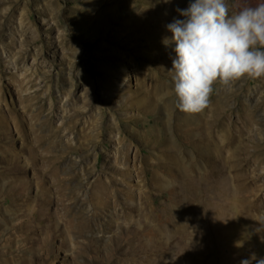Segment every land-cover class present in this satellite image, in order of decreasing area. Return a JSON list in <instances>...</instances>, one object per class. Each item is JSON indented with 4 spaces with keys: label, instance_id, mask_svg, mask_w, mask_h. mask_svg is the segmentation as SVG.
Returning a JSON list of instances; mask_svg holds the SVG:
<instances>
[{
    "label": "rangeland",
    "instance_id": "1",
    "mask_svg": "<svg viewBox=\"0 0 264 264\" xmlns=\"http://www.w3.org/2000/svg\"><path fill=\"white\" fill-rule=\"evenodd\" d=\"M95 1L0 0V57L5 59L9 71L0 79V108L6 120L0 128V149L11 145L24 166L18 176L17 169L12 168L14 159L0 150V264H168L176 257L182 264H240L243 259L256 264L264 258V231H256V243L246 237L240 245L219 232L222 221L217 213L220 205L229 201L227 196L216 198L215 207L207 200H199L200 188L195 185H186L179 202L170 192L174 183L179 185L174 180L176 174L185 181L198 180L211 167L199 152L178 145L188 146L183 133L177 130L173 144L181 150L176 153L144 139L143 134L151 137L158 121L146 123L141 104L129 103L134 99L154 100V93L138 91L135 68L147 64L168 81L171 89L168 98L175 105L172 110L177 111L180 108L172 77L162 74L156 62L159 60L154 52L156 40L132 28L133 14L126 4L121 5L124 14L109 18L106 27L90 25L88 19L95 17V9L88 6ZM112 1L116 0L102 2L107 6ZM129 1L137 4V11L140 5L152 0ZM189 2L179 0L167 8L173 13L169 21L174 17L184 19L176 9L179 3L187 8ZM237 2L228 0L230 8ZM250 2L255 4L257 0ZM81 4L86 7H80ZM28 51L31 57L19 62L20 55ZM120 68L123 73H118ZM224 88L232 91L229 102L242 99L247 103L249 128L243 141L248 146L237 147L235 151L228 146L223 156L230 157L233 151L237 161H242L241 165L231 159L228 162L232 166L230 174L235 176L228 183L237 189L235 201L243 206L246 226L257 230L258 220L264 219V76H244L227 86L217 82L213 91ZM135 91L137 94L131 96ZM29 96L31 110L24 112ZM127 98L129 101L122 105ZM10 109L17 119L26 121L23 128L27 135L32 136V124L36 138L43 139L35 149L38 158L29 154L25 145L32 137L20 134ZM242 112L240 105L233 118L238 119ZM177 121L173 114L170 126ZM115 124L117 128L113 127ZM147 127L151 130L145 133ZM173 131L168 126L161 127L160 139ZM118 135L132 145L129 160L133 162L137 153L136 166L144 169L135 170L129 179L123 175L126 163L124 154L118 151ZM51 139L57 145L49 153H68L61 165L75 161L74 169L82 180L80 184L72 181L66 193L50 189L52 198L48 195L50 201L41 204L38 180L25 190L27 194L21 193L27 180L40 176V168L48 164L39 158L47 151ZM68 144L81 148L68 149ZM86 152L89 161L83 156ZM32 161L33 165L27 164ZM164 163L175 170L170 172L161 167ZM113 164L120 168L112 167ZM216 164L223 161L217 160ZM213 168L218 169L216 165ZM96 174L99 181H95ZM238 174L242 177H237ZM221 181L224 182L223 178ZM41 182L51 187L48 181ZM148 195L151 197L147 198ZM66 203L71 207L69 210ZM41 206L56 224L41 220L37 213ZM214 209L217 216L212 214L215 211L211 212ZM159 213L164 214V222ZM179 214L183 222L180 228ZM204 215L212 217L213 225L206 226L201 233L198 222ZM152 222L159 226L155 231L148 229ZM137 228L141 230L136 231Z\"/></svg>",
    "mask_w": 264,
    "mask_h": 264
},
{
    "label": "bare ground",
    "instance_id": "2",
    "mask_svg": "<svg viewBox=\"0 0 264 264\" xmlns=\"http://www.w3.org/2000/svg\"><path fill=\"white\" fill-rule=\"evenodd\" d=\"M102 1L103 0H97L92 5L88 6L93 7L95 9V17L90 20L88 19L89 24L99 25L103 28L106 27L109 18L119 17L124 14L125 11L121 8V5L126 4L129 11L133 14V17L130 18L132 28L143 31L144 33H148L150 36H152L153 39L156 40L157 50L154 52L156 53L155 55L159 57V60L156 62L159 63L160 71L162 74L172 77V73L170 72V70L173 67L172 61L176 56L174 52L175 45L174 43L165 45L163 43V40L165 37L172 36V33L167 29V24L171 23L169 21V18L172 17L173 13L166 11V9L172 7L174 4H177V1L179 0H170V2L168 3H165L164 0L146 1V4L144 6L140 5L137 11V4H134L129 0L112 1L110 4H107V6H105ZM79 6L83 8L86 7L84 4H81ZM178 7L181 9L185 8L180 3L178 4ZM176 18L182 19L181 17ZM149 22H152V25L148 24ZM32 55L34 56V58L36 57V53L33 52ZM30 57V51L25 54L23 52L19 57V62L24 60L26 61ZM4 67L5 59L0 57V79H2V77L7 72H9L7 68ZM118 73H123V69L120 68V71ZM135 74L137 75L139 84V87H137L138 91H150L151 93H154V100L145 101L143 99H134L131 100V102L129 103L133 104L134 102H138L139 105L141 104V106L143 107L142 118L145 119L146 123L151 124V120L153 119L158 121V126L153 131L151 137L148 138L147 134L142 133L144 139L150 144H156V146L161 144L160 148L173 153H176L180 149V147H183L184 149L188 150L192 149L194 151H197L199 152L201 157H204L207 164L211 167L210 169H207L205 173H202L198 180L185 181L184 179H180L179 174L175 173L176 176L174 180L178 182L179 185L177 183H174V185L170 187V192L172 193V195H175V197L177 198V202L180 201L181 197L184 195V192H186V185H195V187L200 188V191L198 193L199 200L201 202L207 200L206 203L208 202L209 205H218V201L215 199L220 196H227L229 198V201L225 204L220 205L221 208L218 213L217 209L211 211H215L212 214L215 215L217 213V215L220 216V219L222 221V228H220L219 230L220 234L224 237L228 235L230 237V241H236L239 245L241 244V240L246 237L251 238L252 240H254V243H256L258 241V238L256 237L257 230L255 229V227L249 228L246 226L245 216L242 212L243 206L241 204H237L235 201V193L237 189L234 185L232 188V186L228 183L230 179H232L233 181L235 179V176L230 174L232 166H230L228 162L231 159L241 165L242 161H237L234 155L235 152L233 151H231L230 157L228 155L223 156V150L228 146H230L234 151L237 147L244 146L247 148L248 146V144L244 143L243 141L246 129L249 128V121L246 117V101L240 99L238 102H229L232 99V91L224 88L223 91L219 90L216 93L213 91L209 97V102L207 106L199 112H186L181 109L174 111L172 110V107H175V105L172 106L170 104V98H168V95L171 93V89L168 81L165 78L161 77L157 71H155L151 66L147 64H139L135 68ZM212 87L214 88V84ZM136 94L137 92L135 91L131 94V96ZM234 96L237 97L236 94ZM29 97L30 99H25L26 104L23 106L24 112L31 110L32 98L31 96ZM127 101H129V98L123 100L121 104L123 105ZM240 105H242L243 107V112L239 113L238 119H234L233 116L236 115V111L240 107ZM9 111L11 117L15 121V125L18 128L20 134L26 138L32 137L29 143L25 145V147L29 150V154H31L33 158H38L35 155V149L43 143V139L36 138L35 127H33L32 124V136L27 135L24 132L23 128L24 123H26V121H24V119L22 118L17 119L12 110L10 109ZM160 111H163L164 115H160ZM33 114L32 117L36 118V115ZM152 114L154 115V118L149 117ZM173 114L178 117V121L175 123L174 126H170V120ZM5 123V116L2 112V109L0 108V128H3L5 126ZM165 126H168L169 129L174 131L166 133L163 139H160L159 129ZM113 127L117 128L118 126L115 124ZM52 129L50 128V130ZM148 130H151V127H147L145 129V133H147ZM176 130L180 133H183V136L185 137V143L188 146H185L182 143L178 144L180 147H177L173 144L175 137L177 136ZM116 139L119 140L118 151L124 154V163H126V166L123 167V175L124 178L129 179L131 178V174L135 170L141 172L144 169L138 168L136 166V160L139 159V155L137 153L135 154L136 158L133 162L129 160L130 149L132 147L131 143L121 135H118ZM47 144V151L43 153L41 158L39 159L42 160L43 158L45 161L48 162V164L45 165L44 169L40 168L42 172L40 176L37 175L35 178L27 180L26 184L23 185V191L21 193L27 194L25 190L29 186H31L35 180H38V196L40 197L41 204H43L46 200L49 202V198H52V196L50 195V189H56L59 192L66 193V190L71 188L72 181H75L76 183L80 184V181L82 180V175L79 174L78 170L74 169V164L76 163L75 161H70L64 165H61L64 159L68 158V153L62 155H60L59 153H49L52 147H56V140L51 139L47 142ZM70 144H68V149L79 150L81 148L80 146ZM0 150H2V152L4 151L7 157L14 159V165L12 168L17 169L16 171L19 176V173H21V169H23L24 166L19 163L17 159L19 158V156H17L18 152L15 151L11 145H8ZM88 154L89 153L86 152L83 156L89 161ZM145 157L147 158V156ZM217 160L223 161V164L217 165ZM184 163L186 164L187 161L185 160ZM27 164L33 165L34 163L32 161L31 163L28 162ZM215 165L218 167V169L213 168ZM76 166L77 163L75 164V167ZM111 166L115 168H120V166L116 164H113ZM161 167L168 169L170 172H173L175 170L174 167L165 163ZM89 168L90 167L88 166V170ZM36 170L38 174V167H36ZM151 170L153 171V169ZM62 173H65L66 175L62 176ZM240 176L242 177L241 174L237 175V177ZM95 177V181L100 180L99 174H96ZM221 178H223L224 182H219ZM41 181H48L51 187L49 188L48 186H43ZM128 187L130 192L133 193L134 190L131 184H129ZM160 188L163 189L164 187L160 186ZM41 191H44V193H41ZM48 195H50L49 198ZM146 197H151V195H148ZM232 200H234V202L236 203V207ZM249 201L252 203V200ZM176 207L177 209L179 208L178 205ZM65 208L66 210H69L71 207L68 203H66ZM154 208L156 209V207ZM178 212H180L179 209ZM37 213L42 216L41 220L44 222H47V219L49 221L54 220L49 219V216H46V214L44 213V206L39 207ZM159 218L162 220V222L166 220L164 214L162 213H159ZM179 218L180 219L177 224H179L180 228L181 223H183L181 214H179ZM48 223L56 224L52 221ZM171 224L174 225V221H172ZM148 225L149 231H155L157 227H159L154 222L149 223ZM198 225L202 227L200 232L203 233L206 230V226L213 225L212 217H210V215H204L203 219L198 222ZM140 230V228H137L136 231ZM179 241L182 242V236L181 238H179ZM180 252L182 253V250ZM168 264H182V262L179 260V258L176 257L172 258L168 262Z\"/></svg>",
    "mask_w": 264,
    "mask_h": 264
},
{
    "label": "clouds",
    "instance_id": "3",
    "mask_svg": "<svg viewBox=\"0 0 264 264\" xmlns=\"http://www.w3.org/2000/svg\"><path fill=\"white\" fill-rule=\"evenodd\" d=\"M176 11L184 19L167 24L172 36L163 43L175 45L170 72L181 110L204 109L217 82L227 86L244 76H264V0H238L231 8L228 0H190ZM258 221L257 231H264V219ZM256 264H264V258Z\"/></svg>",
    "mask_w": 264,
    "mask_h": 264
}]
</instances>
